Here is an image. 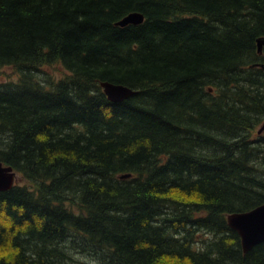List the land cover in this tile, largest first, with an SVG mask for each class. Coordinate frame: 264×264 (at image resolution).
<instances>
[{
    "label": "trees",
    "instance_id": "trees-1",
    "mask_svg": "<svg viewBox=\"0 0 264 264\" xmlns=\"http://www.w3.org/2000/svg\"><path fill=\"white\" fill-rule=\"evenodd\" d=\"M260 38L264 0H0V264H264L227 223L264 204Z\"/></svg>",
    "mask_w": 264,
    "mask_h": 264
},
{
    "label": "water",
    "instance_id": "water-1",
    "mask_svg": "<svg viewBox=\"0 0 264 264\" xmlns=\"http://www.w3.org/2000/svg\"><path fill=\"white\" fill-rule=\"evenodd\" d=\"M145 17L142 13L134 12L116 23L119 27L130 25L138 26L143 24ZM259 53H264V38L258 41ZM264 68V64L258 65ZM101 87L107 98L115 103L123 102L136 95V91L124 85L113 84L109 82L101 83ZM264 130V125L259 131ZM130 175L122 176L123 179ZM17 182V174L10 166H4L0 162V192L10 191ZM229 227L238 233L244 254L251 251L255 246L264 242V204L244 213H233L227 216Z\"/></svg>",
    "mask_w": 264,
    "mask_h": 264
},
{
    "label": "rangeland",
    "instance_id": "rangeland-1",
    "mask_svg": "<svg viewBox=\"0 0 264 264\" xmlns=\"http://www.w3.org/2000/svg\"><path fill=\"white\" fill-rule=\"evenodd\" d=\"M69 72H67L62 66L60 65H54V66H48L44 67L42 69V73L40 74V77L45 79L47 77H50L51 80H59L66 76H68ZM19 80V74L17 73L16 69L7 66V67H0V84L4 83H17ZM263 125H259L256 127L255 132L252 134V140H258L257 132H259L262 129ZM260 136H264V130L259 133ZM17 180H20V183L26 184L27 181H24L20 177V175L17 176ZM78 237H75L74 234L71 235V237L67 238L65 243L61 245L59 248L61 250L66 251L67 255V261L66 264H100L98 261L94 260V258L90 257L89 255H86L81 250V242L77 240ZM199 239H203L205 241H212L214 239V236L207 232H202L201 236H199ZM77 240V241H74ZM101 255H99V258ZM161 264H180L176 260H163Z\"/></svg>",
    "mask_w": 264,
    "mask_h": 264
}]
</instances>
